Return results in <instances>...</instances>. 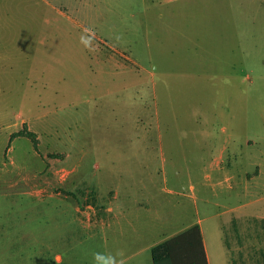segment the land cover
<instances>
[{
	"label": "rangeland",
	"instance_id": "obj_1",
	"mask_svg": "<svg viewBox=\"0 0 264 264\" xmlns=\"http://www.w3.org/2000/svg\"><path fill=\"white\" fill-rule=\"evenodd\" d=\"M191 225L264 264V0H0V264H152Z\"/></svg>",
	"mask_w": 264,
	"mask_h": 264
},
{
	"label": "trees",
	"instance_id": "obj_2",
	"mask_svg": "<svg viewBox=\"0 0 264 264\" xmlns=\"http://www.w3.org/2000/svg\"><path fill=\"white\" fill-rule=\"evenodd\" d=\"M29 135L34 138L33 133ZM152 264H208L201 230L194 225L154 245Z\"/></svg>",
	"mask_w": 264,
	"mask_h": 264
},
{
	"label": "crops",
	"instance_id": "obj_3",
	"mask_svg": "<svg viewBox=\"0 0 264 264\" xmlns=\"http://www.w3.org/2000/svg\"><path fill=\"white\" fill-rule=\"evenodd\" d=\"M222 157H223V155L221 154L219 157L216 158V160L214 162L215 166L220 168V169H222V167H223L222 164H221L222 163ZM255 170H256V174L253 177L257 178V176L260 174V170H259L258 165L256 166ZM246 179H247V177H246ZM246 193H247V184L244 185L243 189H242V194L246 195ZM105 211L106 212H112L113 211V207L110 206V204L108 203V207L105 208ZM191 226H194V225H191ZM191 226L187 227L186 229L190 228ZM186 229H184V230H186ZM184 230H182V231H184ZM182 231H179V232L172 233V234L168 235V237H166L165 240L170 238V237H172V236H174V235H176V234H178V233H180V232H182ZM203 244H204V241H203ZM204 248H205V246H204ZM205 253H206V250H205ZM55 257H56V259L58 258V261L61 260V256L59 254H56ZM206 258H207V262L209 264V258H208L207 253H206Z\"/></svg>",
	"mask_w": 264,
	"mask_h": 264
},
{
	"label": "clouds",
	"instance_id": "obj_4",
	"mask_svg": "<svg viewBox=\"0 0 264 264\" xmlns=\"http://www.w3.org/2000/svg\"><path fill=\"white\" fill-rule=\"evenodd\" d=\"M101 255H103V254H101V253H96L95 256H94V258H97V257H99V256H101ZM105 259L108 260V261H110L111 264H116L115 259H114L113 257H111V256H107Z\"/></svg>",
	"mask_w": 264,
	"mask_h": 264
}]
</instances>
